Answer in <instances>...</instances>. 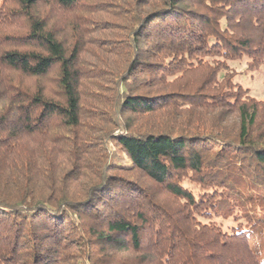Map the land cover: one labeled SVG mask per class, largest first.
<instances>
[{
    "label": "trees",
    "instance_id": "obj_1",
    "mask_svg": "<svg viewBox=\"0 0 264 264\" xmlns=\"http://www.w3.org/2000/svg\"><path fill=\"white\" fill-rule=\"evenodd\" d=\"M101 11L120 34L96 66ZM242 60L264 61V0H0V264H264Z\"/></svg>",
    "mask_w": 264,
    "mask_h": 264
},
{
    "label": "rangeland",
    "instance_id": "obj_2",
    "mask_svg": "<svg viewBox=\"0 0 264 264\" xmlns=\"http://www.w3.org/2000/svg\"><path fill=\"white\" fill-rule=\"evenodd\" d=\"M98 1L101 2V0H94V2ZM127 1L128 0H125V2ZM117 15L116 13L106 11L95 14V21L100 23L96 24L97 27L91 30V39H89L90 44L88 46L89 50L87 49L88 52L85 53V58L90 64L96 63V66H103L101 63H103V61L106 62V59H111L110 62L113 63L112 61L115 56L108 54L109 49L107 47H102V45L119 37L120 32L117 30V26L121 20L116 18ZM229 66L232 70L237 72L235 81L248 89L250 96L264 101V61L256 65L249 60L231 61L229 62ZM235 118V116L232 117L230 122H234ZM109 148V153L111 157L114 158V162L128 168L132 166L131 160L126 155L121 154L113 143H110ZM86 182H88V178H83L81 180L78 186L79 191H83V189L86 188ZM84 243L86 246L88 241H84Z\"/></svg>",
    "mask_w": 264,
    "mask_h": 264
}]
</instances>
